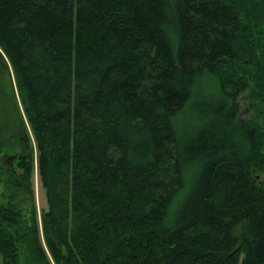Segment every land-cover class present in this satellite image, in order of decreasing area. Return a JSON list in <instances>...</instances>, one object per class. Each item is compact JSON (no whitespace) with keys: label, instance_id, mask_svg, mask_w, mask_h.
<instances>
[{"label":"trees","instance_id":"trees-1","mask_svg":"<svg viewBox=\"0 0 264 264\" xmlns=\"http://www.w3.org/2000/svg\"><path fill=\"white\" fill-rule=\"evenodd\" d=\"M10 67L4 264H264V0H0Z\"/></svg>","mask_w":264,"mask_h":264},{"label":"rangeland","instance_id":"rangeland-1","mask_svg":"<svg viewBox=\"0 0 264 264\" xmlns=\"http://www.w3.org/2000/svg\"><path fill=\"white\" fill-rule=\"evenodd\" d=\"M10 69H11L10 72H8L10 79H9V77H7L5 72L0 70V98L5 99L7 102H10L11 107H13L15 109L17 106H20L22 109L19 91H18L16 84H15L16 81L14 78L13 69H12V67H10ZM10 80H11V82L13 80L12 86L9 82ZM13 83L15 85V92H16L15 95H14V93H12ZM243 99L244 98H241V102H242L241 103L242 104L241 112H243L244 114H249L250 111L248 109H246L247 103L244 102ZM19 150H21L20 144L15 141L13 146L7 145L4 147V150L2 151V155L4 156V159H6L11 154H15V156H16V154L19 153ZM35 153H36V151H35ZM33 187H34V192H35L36 205L38 208V216H39V219H41V211H42V208L47 206V199H46L45 187L41 183L40 175H39V172L37 169H35L34 175H33ZM0 190H1V187H0ZM0 264H4L2 262L1 253H0Z\"/></svg>","mask_w":264,"mask_h":264},{"label":"water","instance_id":"water-1","mask_svg":"<svg viewBox=\"0 0 264 264\" xmlns=\"http://www.w3.org/2000/svg\"><path fill=\"white\" fill-rule=\"evenodd\" d=\"M14 157H15V154H11V155L8 157L10 163L13 162Z\"/></svg>","mask_w":264,"mask_h":264}]
</instances>
